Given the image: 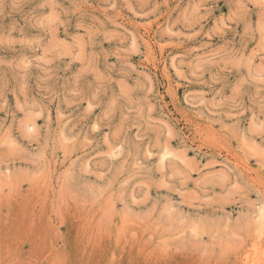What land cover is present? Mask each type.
Wrapping results in <instances>:
<instances>
[{
  "label": "rangeland",
  "instance_id": "1",
  "mask_svg": "<svg viewBox=\"0 0 264 264\" xmlns=\"http://www.w3.org/2000/svg\"><path fill=\"white\" fill-rule=\"evenodd\" d=\"M0 264H264V0H0Z\"/></svg>",
  "mask_w": 264,
  "mask_h": 264
},
{
  "label": "bare ground",
  "instance_id": "2",
  "mask_svg": "<svg viewBox=\"0 0 264 264\" xmlns=\"http://www.w3.org/2000/svg\"><path fill=\"white\" fill-rule=\"evenodd\" d=\"M257 239V238H256ZM255 245V244H254ZM246 260V259H245ZM247 263V262H246Z\"/></svg>",
  "mask_w": 264,
  "mask_h": 264
}]
</instances>
